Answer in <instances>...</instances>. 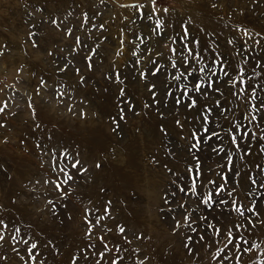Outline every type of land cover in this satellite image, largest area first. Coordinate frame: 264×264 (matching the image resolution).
Here are the masks:
<instances>
[{"label":"rangeland","instance_id":"374dc122","mask_svg":"<svg viewBox=\"0 0 264 264\" xmlns=\"http://www.w3.org/2000/svg\"><path fill=\"white\" fill-rule=\"evenodd\" d=\"M148 3L0 0V107L5 102L8 105L0 114V124L5 125L0 127V219L9 225L0 233L4 236L0 264H112L113 260L119 264H221L215 258L223 247L220 243L215 247L196 245L192 254L184 247L187 235L195 241L201 234L199 225L192 224L196 232L183 225L174 231L184 211L177 205L185 202L187 208V202L196 199L179 192V187L191 183L186 172V141L174 126L173 102L169 101L167 109L153 105L147 81L139 78L141 71L156 66H162L161 82L166 74L174 73L166 57L170 55L168 47L177 48L178 44L165 47L157 43V37L141 43L139 37L147 38L157 19L165 25L161 31L172 36L181 31L182 23L187 24L192 36L200 40L201 49L211 47L224 54L231 65L229 72L235 75L238 66L251 75L255 60H264V40L254 45L260 39L256 34L264 35V0H160L158 8L169 11L152 20L146 18L147 7H133ZM77 37L80 43L74 44ZM229 39L248 58L247 65L240 56L233 60ZM244 41L254 47L246 50ZM145 48L152 49L157 65L146 64ZM212 55L210 50L206 62ZM89 62L93 63L90 70L86 67ZM60 67L67 71L60 72ZM257 71L262 75L256 82H264V69ZM42 82H46L44 86ZM169 87L180 95L176 82ZM158 88L162 92L163 83H158ZM225 107L232 109L230 119L242 120L237 101ZM121 108L123 120L119 119ZM157 108L165 111L164 120ZM178 111L184 123L182 106ZM113 118L119 123L117 131H113ZM161 124L169 133L167 137L159 131ZM253 152L256 154L248 160L264 165V156L255 146ZM200 155L206 169L219 171L214 153L205 150ZM77 160L78 168H72ZM53 161L58 167L52 166ZM68 175L73 179L67 180ZM18 176L25 180L19 181ZM53 181L60 183L67 195L56 190ZM245 190L246 185L237 188V206L247 204ZM258 206L264 208V203ZM220 208L225 216L237 220L250 217L257 223L251 232L243 231L249 244L242 245L241 252L259 245L243 255L226 249L232 258L224 264H264V225L258 222L264 216L251 217L245 212V217H238L228 205ZM217 214L213 211L211 216ZM120 227L125 228L124 235ZM15 228L21 232L13 240ZM203 234L210 238L214 233L205 228ZM32 243L38 245L33 251L35 260L29 256Z\"/></svg>","mask_w":264,"mask_h":264},{"label":"snow or ice","instance_id":"6c2138e0","mask_svg":"<svg viewBox=\"0 0 264 264\" xmlns=\"http://www.w3.org/2000/svg\"><path fill=\"white\" fill-rule=\"evenodd\" d=\"M159 3L160 0H149L147 5H133V7L139 9L147 7L146 18L152 20L153 16L162 17L163 14L169 11L168 8H158ZM167 27L171 28L172 25ZM180 27L181 31L176 36H172L167 30L161 31L162 28H165V25L162 19H157L155 27L150 28V35L147 38L139 37L141 43L145 39L157 37V43L163 44L165 47H168L169 43L178 44L177 48L168 47L170 55L166 57L170 67L175 70L174 73L166 74L161 82L159 81V74L162 66H156L148 69V71H141L139 78L147 81L146 87L151 94L153 105H162L164 109H167L169 101L173 102L175 117L173 123L179 130L180 139L186 141L185 151L189 158L186 172L191 183L187 188L179 187V192L184 193L185 196L196 197V199L189 200L187 208L185 202L177 205L178 208L184 211L180 213V219L175 222L174 231L183 225L190 228L192 232H196L197 229L192 228V224L199 225L201 234L195 241H193V236L187 235L184 247L189 254H192L196 245L215 247L217 243H220L223 247L216 252L215 258L220 259L221 264H224L225 260L232 258L225 252L226 249L233 251V255L237 253L243 255V252H251L252 247H259V245L253 244L251 247L244 248L241 252L242 245L249 244L248 239L243 236V231L251 232L257 228V223H254L252 218L245 217V212L250 213L251 217L264 216V208L258 206L264 203V199H262L264 197V165L248 160L256 154L253 152L254 146L257 148L258 153L264 156V96L260 95V93H264V82H256L260 80L262 75L257 69H264V60H255L251 75H248L243 68L238 66L234 69L235 75H233L228 71L231 65L225 59L224 54L217 53L216 49L211 47L201 49L200 40L192 36L188 25L182 23ZM244 35L248 36L249 33L244 31ZM256 35L260 36V39L254 41V45L258 46L261 44V40H264V35L260 33ZM79 43V38H75L74 44ZM227 44L233 46L230 53L233 60L240 56L244 65L249 63L248 58L235 46L232 39H229ZM244 45L246 50L254 47V45H249L247 41H244ZM210 50L213 55L206 62V55ZM132 52L133 55H137L135 48ZM2 55L3 53L0 52V56ZM156 55H160V53ZM84 58L90 60L87 56ZM143 59L146 64L157 65V60L152 56V49L150 48L144 49ZM134 63L138 65L139 60L134 61ZM238 64L239 62H237ZM86 67L90 70L93 63H87ZM59 71L65 72L67 69L60 67ZM76 73L79 74V69H76ZM151 77H156L157 80L153 81ZM115 79H120L119 73H116ZM81 82H83V78H81ZM172 82H176L178 85L176 91L180 95L174 94L170 89L169 85ZM45 83L42 82L41 86H44ZM158 83H163L162 92L158 88ZM37 92H39V88ZM123 92L124 90L120 89V93L123 94ZM60 95L63 96V93H60ZM233 100L237 101V106L242 109L241 121L236 120L234 117L230 119L229 114L232 109L231 107H225L226 104L231 105ZM126 102L129 104V109H131V103ZM181 106L183 108L184 123L179 118L181 113L178 110L181 109ZM7 107V102H5L3 107H0V114ZM145 107H152V105H145ZM123 113L124 109L121 108L120 120L124 119ZM157 113L159 118L164 120L165 111L157 108ZM242 121H247V123ZM113 122L116 124L113 131H117L119 123L115 118H113ZM225 124L229 126L224 127ZM4 126L0 124V127ZM186 126L187 133L185 132ZM217 129H223V131H217ZM159 131L165 137L169 135L163 124L160 125ZM226 145L230 147H226ZM205 150L216 155L218 158L216 168L219 171L204 167L200 154ZM53 155H55L54 152ZM64 155L67 156V154ZM237 160L240 161L239 166L236 164ZM52 166L54 168L58 167L55 161H53ZM78 166V160L72 163V168H78ZM96 167L99 168L100 164L97 163ZM60 171L64 172V168H60ZM84 171H87V169H84ZM209 172H211V175L208 174ZM72 179V176H67V180ZM234 180L235 182H233ZM64 183H67V181ZM53 184L56 190L63 195H67L66 189L62 188L60 183L53 181ZM245 185L244 199L247 204L237 206V188ZM257 189L260 191L257 192ZM167 202V198H165V203ZM49 203H52V201H49ZM193 204L195 207H192ZM221 205H228L230 211H234L238 217H245L246 223L245 220L233 219L230 215L225 216L224 209L220 208ZM105 210L109 211L107 208ZM213 211H218V214L211 216ZM258 222L260 225H264V219ZM8 227L9 225L0 219V233ZM205 228L213 230L212 237L209 238L203 234ZM233 229L236 230L235 233ZM20 232L19 228H15L16 235L11 238L15 240ZM119 232L124 235L126 230L120 227ZM87 235L90 236L92 233L89 231ZM217 237L220 239L217 240ZM124 238L127 243L132 242L126 235ZM3 239L4 236L0 234V241ZM99 239L103 240V237H99ZM137 239H142V237H137ZM21 242L27 245L29 240L22 239ZM230 245L231 249H229ZM37 247L36 243H32L30 246L29 256L32 260H35L33 251ZM104 247L107 248V245L105 244ZM236 259L239 261V255L236 256ZM112 264H119V262L113 260ZM141 264H143L142 261Z\"/></svg>","mask_w":264,"mask_h":264},{"label":"bare ground","instance_id":"6f19581e","mask_svg":"<svg viewBox=\"0 0 264 264\" xmlns=\"http://www.w3.org/2000/svg\"><path fill=\"white\" fill-rule=\"evenodd\" d=\"M18 179H19V181H23V180H25V176H18Z\"/></svg>","mask_w":264,"mask_h":264}]
</instances>
